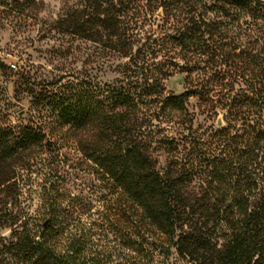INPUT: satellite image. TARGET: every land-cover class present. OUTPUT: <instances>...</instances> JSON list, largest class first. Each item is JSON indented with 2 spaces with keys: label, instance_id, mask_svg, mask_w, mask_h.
Here are the masks:
<instances>
[{
  "label": "trees",
  "instance_id": "trees-1",
  "mask_svg": "<svg viewBox=\"0 0 264 264\" xmlns=\"http://www.w3.org/2000/svg\"><path fill=\"white\" fill-rule=\"evenodd\" d=\"M43 6L0 0L26 23ZM55 25L95 45L96 69L33 83L28 66L20 73L43 123L0 127V231L11 229L0 264L108 262L73 200L48 193L38 230L8 208L50 133L65 128L139 257L128 264H264V0H87ZM175 74L185 75L181 95L165 87Z\"/></svg>",
  "mask_w": 264,
  "mask_h": 264
},
{
  "label": "rangeland",
  "instance_id": "rangeland-1",
  "mask_svg": "<svg viewBox=\"0 0 264 264\" xmlns=\"http://www.w3.org/2000/svg\"><path fill=\"white\" fill-rule=\"evenodd\" d=\"M86 1L44 0L37 19L28 23L0 7V127L43 123L33 108L29 79L20 74L24 67L31 69L32 83L37 78L40 81L53 77L59 70L71 73L95 71V45L65 34L55 25L63 9L67 6L82 8ZM101 76L104 80L113 77L111 74ZM165 87L175 95L183 94L186 91L185 75H173L165 81ZM190 109L198 111L196 100H191ZM219 118L223 119L222 116ZM198 121L204 125L211 123L204 122L203 116H199ZM77 137V133L67 128L50 133V143L40 150L41 156L28 167L24 177L19 178V188L11 195L13 199H7L10 202L8 208L24 213V219L38 230L46 219L43 200L48 193L66 203L73 200L86 212L81 217L84 227L98 234L94 238L97 244L94 250L102 254L101 258H108L106 264L135 262L139 257L125 249L119 229L114 228L104 199L97 193L98 181L92 164L80 152ZM4 193L0 194L1 198ZM0 234L9 237L11 229L5 228Z\"/></svg>",
  "mask_w": 264,
  "mask_h": 264
},
{
  "label": "water",
  "instance_id": "water-1",
  "mask_svg": "<svg viewBox=\"0 0 264 264\" xmlns=\"http://www.w3.org/2000/svg\"><path fill=\"white\" fill-rule=\"evenodd\" d=\"M217 126H218V127H222V126H224V121H223V119H221V118L218 119V121H217ZM47 225H48V222L45 223V227H46Z\"/></svg>",
  "mask_w": 264,
  "mask_h": 264
}]
</instances>
